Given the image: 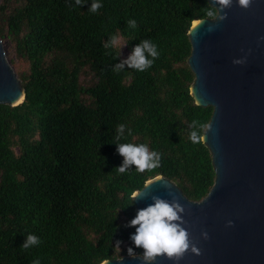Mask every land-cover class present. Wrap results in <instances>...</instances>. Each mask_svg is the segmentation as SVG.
<instances>
[{
  "label": "trees",
  "instance_id": "16d2710c",
  "mask_svg": "<svg viewBox=\"0 0 264 264\" xmlns=\"http://www.w3.org/2000/svg\"><path fill=\"white\" fill-rule=\"evenodd\" d=\"M92 2L0 0V40L22 66L25 92L21 104L0 105V264H102L130 257L129 247L142 257L130 239L131 194L162 176L199 202L214 184L210 151L189 140L191 121L207 127L212 116L191 95L188 64V32L208 18V0H99L96 13ZM112 36L130 54L151 40L159 58L144 72H113L124 59L103 47ZM117 143H146L161 166L119 173ZM29 234L41 243L22 249Z\"/></svg>",
  "mask_w": 264,
  "mask_h": 264
},
{
  "label": "water",
  "instance_id": "95a60500",
  "mask_svg": "<svg viewBox=\"0 0 264 264\" xmlns=\"http://www.w3.org/2000/svg\"><path fill=\"white\" fill-rule=\"evenodd\" d=\"M226 11L223 22L200 19L188 32V64L195 76L191 95L198 106L212 108L202 141L212 156L214 184L195 202L175 182L158 176L134 200L136 214L153 197L183 206L182 227L202 254L189 250L178 264H264V41L259 39L264 36V0H253L247 10L233 0ZM234 60L245 63L234 65ZM24 99L0 40V105L17 106ZM106 261L143 264L141 256ZM154 264L174 262L161 257Z\"/></svg>",
  "mask_w": 264,
  "mask_h": 264
},
{
  "label": "clouds",
  "instance_id": "9594fccd",
  "mask_svg": "<svg viewBox=\"0 0 264 264\" xmlns=\"http://www.w3.org/2000/svg\"><path fill=\"white\" fill-rule=\"evenodd\" d=\"M253 3V0H238V5L242 9H249ZM75 4L82 7L84 5L83 0H75ZM233 0H209L207 7L203 8L205 15L209 18L206 20L223 22L227 19L226 9L232 7ZM218 5L219 7H216ZM103 5L99 0H93L89 12L96 13ZM223 12V15L219 13ZM202 20L200 24L204 23ZM129 28H136V21H127ZM213 26L210 25L208 31H213ZM264 41V36L259 38ZM121 40L118 36H112L103 45L104 48L118 47ZM159 51L157 45L148 39L141 40L136 45L131 54L126 60L116 64L113 67V72H119L125 69V65L129 69L144 72L151 68L156 59L159 58ZM245 63L244 60H234V65H241ZM206 125L201 124L198 120H192L189 128V140L192 143H199L203 138L201 131ZM125 125L120 124L116 128L117 139L124 138ZM128 134L131 135V130H128ZM117 152L123 157V164L115 168L114 170L123 174L135 166V170L139 173L146 171H154L161 166L162 156L155 150H150L146 143H117ZM150 184L145 185L144 188ZM168 186L167 183L164 185ZM142 189L135 190L130 199L136 200L141 196ZM153 203L144 209L137 212L134 219H132L128 227L135 228V234L130 236L136 248L143 249V255L141 257L143 264H154L157 258H166L178 264L182 260L189 250L199 256L201 250L189 239L188 231L182 227L183 220L181 214L184 212L183 206L177 201H166L164 199L153 197ZM228 227H232L231 221L228 222ZM204 239H208V234L203 233ZM41 243L40 239L34 235L29 234L26 236L25 243L21 246L22 249H29L34 246H38ZM120 242H117L119 245ZM127 254L130 257H136V253L133 248L127 249ZM32 264H40L39 259H34ZM103 264H109L108 261H104Z\"/></svg>",
  "mask_w": 264,
  "mask_h": 264
},
{
  "label": "rangeland",
  "instance_id": "374dc122",
  "mask_svg": "<svg viewBox=\"0 0 264 264\" xmlns=\"http://www.w3.org/2000/svg\"><path fill=\"white\" fill-rule=\"evenodd\" d=\"M120 40H121V43L118 47L121 51L123 59L126 60L128 58V56L130 55V52L127 49V45H126L125 41L123 39H120ZM2 41H3L4 47H5V50L7 53L8 61L10 62L11 66L14 68V70L18 73L19 70L22 68V66L17 62V60L15 58L14 50H13L12 46L10 45V43L7 40H2ZM82 79L83 80L89 79V77L83 75Z\"/></svg>",
  "mask_w": 264,
  "mask_h": 264
},
{
  "label": "bare ground",
  "instance_id": "6f19581e",
  "mask_svg": "<svg viewBox=\"0 0 264 264\" xmlns=\"http://www.w3.org/2000/svg\"><path fill=\"white\" fill-rule=\"evenodd\" d=\"M196 23V22H195Z\"/></svg>",
  "mask_w": 264,
  "mask_h": 264
}]
</instances>
